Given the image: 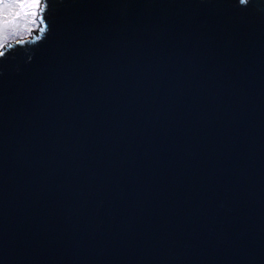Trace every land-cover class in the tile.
I'll return each mask as SVG.
<instances>
[{
    "label": "water",
    "instance_id": "water-1",
    "mask_svg": "<svg viewBox=\"0 0 264 264\" xmlns=\"http://www.w3.org/2000/svg\"><path fill=\"white\" fill-rule=\"evenodd\" d=\"M0 53V264H264V0H40Z\"/></svg>",
    "mask_w": 264,
    "mask_h": 264
},
{
    "label": "snow or ice",
    "instance_id": "snow-or-ice-1",
    "mask_svg": "<svg viewBox=\"0 0 264 264\" xmlns=\"http://www.w3.org/2000/svg\"><path fill=\"white\" fill-rule=\"evenodd\" d=\"M39 7L40 0H0V35L6 38L21 21L35 23Z\"/></svg>",
    "mask_w": 264,
    "mask_h": 264
},
{
    "label": "rangeland",
    "instance_id": "rangeland-1",
    "mask_svg": "<svg viewBox=\"0 0 264 264\" xmlns=\"http://www.w3.org/2000/svg\"><path fill=\"white\" fill-rule=\"evenodd\" d=\"M15 35H16V29L15 30H12L10 31L6 38L3 36V35H0V44H3L5 42H9V39L11 38H15Z\"/></svg>",
    "mask_w": 264,
    "mask_h": 264
},
{
    "label": "clouds",
    "instance_id": "clouds-1",
    "mask_svg": "<svg viewBox=\"0 0 264 264\" xmlns=\"http://www.w3.org/2000/svg\"><path fill=\"white\" fill-rule=\"evenodd\" d=\"M241 3L247 4L248 3V0H241Z\"/></svg>",
    "mask_w": 264,
    "mask_h": 264
},
{
    "label": "bare ground",
    "instance_id": "bare-ground-1",
    "mask_svg": "<svg viewBox=\"0 0 264 264\" xmlns=\"http://www.w3.org/2000/svg\"><path fill=\"white\" fill-rule=\"evenodd\" d=\"M11 39H14V38H11ZM10 40V39H9ZM6 43V42H5Z\"/></svg>",
    "mask_w": 264,
    "mask_h": 264
}]
</instances>
